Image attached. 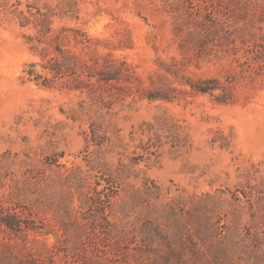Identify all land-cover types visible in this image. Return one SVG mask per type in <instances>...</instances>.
Masks as SVG:
<instances>
[{"label": "rangeland", "instance_id": "374dc122", "mask_svg": "<svg viewBox=\"0 0 264 264\" xmlns=\"http://www.w3.org/2000/svg\"><path fill=\"white\" fill-rule=\"evenodd\" d=\"M57 3L58 0H0V154L11 150L18 155H12L9 169L2 171L7 179L0 188V210L14 211L23 206L33 212L32 218L40 225L56 222V215L75 225L74 213L80 210V200L76 191L70 195L68 185L77 177L87 178L99 170H92L98 159L94 147H86L92 130L89 114L95 116L97 107L89 101V89L82 92L68 86L70 74L51 82V86L42 84L44 78L38 82L29 78V63L50 66L49 60L56 52L54 46L46 52L45 43L33 41L37 29L33 24L22 26L17 16L20 10L28 13L34 6L45 9L46 5L55 7ZM78 5V18L57 17L53 24V34L62 26L72 28L65 32L69 37L61 43L78 56L72 65L73 77L82 71L84 62L101 55L126 60L144 87L151 86L152 77L172 88L171 101H151L136 90L128 94L126 81L118 86L114 81L101 84L106 100L111 93L116 99L112 108H103L101 114L105 124L118 127L124 153H108L106 161L116 167L122 156L134 164L131 182L140 186L148 178L153 181L150 185H160L159 202L182 193L189 198L216 197L223 210L232 203L241 219L232 235H237L241 239L238 243L245 245L243 251L247 250L238 254L237 262L264 264L258 243L248 238L263 227L251 223V202L244 192L264 180V62L248 61L245 57L239 61H245L244 65L231 58L223 63L202 61L197 66L174 68L171 73L160 63L170 65L172 58L180 59L181 54L171 19L165 12L135 0H79ZM43 74L52 76L46 71ZM82 77L90 78L88 74ZM187 77H216L227 87L231 98L221 102L197 92L185 82ZM82 100L87 101V109L81 107ZM165 123L171 128L169 131H164ZM156 135L161 136V142H157ZM153 142L161 146L152 147ZM174 143L180 145L174 147ZM47 155L51 157L48 161L57 159V163L44 166L42 161ZM25 166H32L34 172L28 168L25 174ZM13 179L26 183L24 195L11 193ZM96 179L89 177L88 181ZM88 181L87 186L91 187ZM222 217L215 234L218 236L229 235V216ZM89 230L79 233L75 228L68 237L58 229L56 235L32 233L31 239L37 237L41 241L30 242L29 246L41 251L47 264H51L53 255L55 264H84L90 259L93 264L99 255L110 257L103 247L102 235H90Z\"/></svg>", "mask_w": 264, "mask_h": 264}, {"label": "trees", "instance_id": "16d2710c", "mask_svg": "<svg viewBox=\"0 0 264 264\" xmlns=\"http://www.w3.org/2000/svg\"><path fill=\"white\" fill-rule=\"evenodd\" d=\"M135 1L154 5L171 19L172 33L178 42L181 58L173 57L170 65L160 63L168 72L174 73L175 69L190 64L197 66L202 61L223 63L228 58L240 65H244L245 61L239 62L244 57L248 61L253 59L264 62V0ZM78 4L79 0H58L55 7L46 5L45 9H41L34 6L36 10L29 9L28 13L20 10L17 16L22 26L33 24L37 29L38 33L33 41L40 45L45 43L46 52L50 46H54L56 52L49 60L50 66L40 62L29 63L26 69L29 78L36 82L44 78L42 84L51 86V82L70 74L67 84L71 89H80L82 92L85 88L89 89L87 91L89 101L93 107H97V113L95 116L89 114L92 130L86 147H94L93 151L98 159L95 160V167L92 170L99 169L98 172L101 173L97 172L87 178L77 177L69 182L70 195L73 196V192L76 191L80 200L78 206L80 210L77 209V213H74L75 225L70 223L71 221H62L58 215L55 217L56 222L40 225L32 218L33 212L23 206L17 207L14 211L0 210V233H6L0 235V264H47L43 261L42 252L29 246L30 242L36 244L41 240L37 237L31 239L30 235L32 233L56 235L58 229V232L62 231L61 235L68 237L74 233L75 228L79 233L90 228L87 231L90 235L96 237L102 235L103 247L110 257L99 255L93 264H240L237 262L238 254L241 252L239 254L241 255L247 250L243 251L245 245L238 243L241 239L237 238V235H232L233 227L239 224L237 220H241L239 211H236L237 208L233 207L232 203L229 204L230 208L223 210L220 200L216 197L207 195L199 199L189 198L182 193L173 195L166 202H159L162 201L160 185H150L153 181H149L148 178L144 179L140 186L131 182L134 164L126 162L122 156L116 167L106 161L108 153L118 155L124 153L121 151L123 142L119 140L118 127L112 128L111 123L105 124V117L101 114L103 108H112L116 100L113 93L109 95L110 99L106 100L104 86L101 84L114 81L118 86L119 82L126 81L124 87L128 94L131 95L136 90L142 97L151 101H171L173 97L169 89L172 88L162 81L158 83L157 79L152 77L151 86L144 87L143 80L136 75L135 68L126 60L118 61L101 55L92 56L91 62H84L82 71L73 77L72 65L78 56L70 49H65L61 43L62 39L69 37L65 32L72 28L62 26L58 33L53 34V24L57 17L78 18L80 12ZM43 71L52 73V76H45ZM85 74L90 78L83 79L82 76ZM93 77H96L95 82L91 81ZM185 80L193 90L209 94L221 102L231 98L227 87L216 77ZM227 80L230 81V77ZM133 84L137 85L136 88ZM86 102L82 100L83 110L88 108H84ZM162 126H166L164 131L171 129L166 123ZM166 136L168 138V135ZM156 139L157 142H161V136L156 135ZM178 141L176 139V142ZM174 144V147L180 145ZM151 146L161 145L153 142ZM148 152L152 154V151ZM61 154L63 153H60V156ZM12 155L17 153L13 154L11 150H7L0 154V188L6 185L7 175L2 171L9 169ZM48 159L51 157L48 155L44 157L42 161L44 166H52L58 161ZM31 167L25 166V174L28 168L34 172ZM36 174L40 175L41 172ZM89 177L97 179L91 182L88 181ZM16 180L13 179L11 193L22 196L26 183ZM87 181L91 187L87 186ZM263 181L249 186V191H244L251 202V223L256 224L258 228L260 224L263 227L262 231L248 237L258 243L257 250L260 253H264ZM237 198L240 200V196ZM223 215L229 216L227 221L229 235L218 236L215 234ZM256 252L254 251L255 254ZM49 262L55 264L54 255L50 257ZM84 264H92V260L84 261Z\"/></svg>", "mask_w": 264, "mask_h": 264}]
</instances>
